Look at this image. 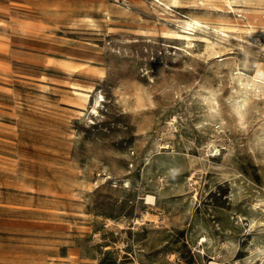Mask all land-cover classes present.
Here are the masks:
<instances>
[{"label": "rangeland", "instance_id": "rangeland-1", "mask_svg": "<svg viewBox=\"0 0 264 264\" xmlns=\"http://www.w3.org/2000/svg\"><path fill=\"white\" fill-rule=\"evenodd\" d=\"M212 261L264 264V0H0V264Z\"/></svg>", "mask_w": 264, "mask_h": 264}, {"label": "bare ground", "instance_id": "bare-ground-1", "mask_svg": "<svg viewBox=\"0 0 264 264\" xmlns=\"http://www.w3.org/2000/svg\"><path fill=\"white\" fill-rule=\"evenodd\" d=\"M194 22L198 23V21L196 19H194ZM191 24V23H190ZM252 80H255V81H262L263 78H260L259 76H255V75H252L251 76ZM84 95V97L87 99L89 97V94L88 93H82ZM212 155H215V154H212ZM150 199V198H148ZM210 264H223L221 262H217V261H212L210 262ZM235 264V263H234ZM237 264V263H236Z\"/></svg>", "mask_w": 264, "mask_h": 264}]
</instances>
